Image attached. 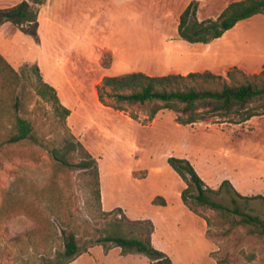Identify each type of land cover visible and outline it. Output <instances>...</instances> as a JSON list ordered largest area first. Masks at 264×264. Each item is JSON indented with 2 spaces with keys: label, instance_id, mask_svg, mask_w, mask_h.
I'll use <instances>...</instances> for the list:
<instances>
[{
  "label": "rangeland",
  "instance_id": "obj_1",
  "mask_svg": "<svg viewBox=\"0 0 264 264\" xmlns=\"http://www.w3.org/2000/svg\"><path fill=\"white\" fill-rule=\"evenodd\" d=\"M19 1L0 0V7ZM191 1L44 0L37 41L10 21L0 25V53L15 71L31 75L26 81L7 69L0 75V264H59L61 220L72 213L81 247H91L68 264H150L142 253L95 242L108 231L133 236L139 228L146 230L147 224H132L122 213L131 220L150 219L153 246L174 264H264V239L243 226L224 235L183 204L185 184L167 161L188 159L212 189L227 180L210 197L264 220V200L255 197H264V115L239 124L211 119L181 124L169 109L150 119L146 106L124 103L125 110H116L98 98L105 75L210 70L225 76L234 68L246 74L264 69V14L239 21L209 43H190L179 37L177 27ZM197 1L196 16L205 19L216 18L234 0ZM125 44L138 49L128 64L118 57ZM38 60L43 79L70 111L64 122L36 95V77L24 67ZM14 96L36 136L6 145L1 140ZM70 133L96 159L102 209L113 213L89 216L90 175L73 165L80 161L79 151H66L71 147L63 140ZM61 147L67 165L50 155V149ZM157 196L165 202L153 203Z\"/></svg>",
  "mask_w": 264,
  "mask_h": 264
},
{
  "label": "trees",
  "instance_id": "obj_2",
  "mask_svg": "<svg viewBox=\"0 0 264 264\" xmlns=\"http://www.w3.org/2000/svg\"><path fill=\"white\" fill-rule=\"evenodd\" d=\"M43 2L44 0H21L12 6L0 7V25L10 21L23 33L33 36L37 41V16ZM197 4V0H192L184 8L179 16L177 27L179 37L190 43H209L221 37L239 21L256 14H264V0H234L228 3L216 18L198 19ZM26 66L36 77V95L49 102L55 115L64 122L70 111L60 103L56 89L43 80L37 65L25 64L24 67ZM4 69L9 70L16 79L21 77L26 81L31 77L28 71L19 73L15 71L0 53V75L4 74ZM236 74L241 76L240 80L236 79ZM97 94L101 104L116 110H125L124 103L146 106L150 119L160 110L169 109L177 113V120L181 124H191L205 119H211L216 123L239 124L254 116L264 115V69L246 74L234 68L228 70L225 76L210 70L156 76L140 71L106 75L98 85ZM106 97L113 101L109 102ZM20 105L21 99L14 96L10 107L13 112L9 113L2 144H16L36 136L33 121L18 113ZM63 141H68L67 147H71L66 151H79L80 161L73 165L86 170L90 175L88 184L92 197L87 201L89 216L98 219L113 213L114 210L102 209L96 159L71 133ZM64 153L63 147L50 149V155L55 161L67 165ZM167 161L185 184L180 197L191 212L201 216L209 226L216 225L221 228L224 235L243 226L248 234L264 239V220L259 216L242 212L238 208H231L210 197V193H217L228 184L227 180H224L218 189H212L204 183L188 159L170 156ZM231 190L237 192L233 187ZM255 197L264 200L261 195ZM155 202L164 203L165 201L157 196L153 199V203ZM208 210H213L214 213L208 216L206 215ZM115 211L122 210L117 207ZM122 214L123 218L131 221L132 224L140 227L147 224L146 230L139 228L138 234L133 236L108 231L96 239L97 244L105 249L109 245L119 247L123 253H142L149 258L150 264H174L165 252L153 246L151 242L153 225L150 219L131 220L124 213ZM61 224L63 225L62 249L57 251L55 259L59 264H68L91 245L81 247L78 239L80 225L73 213L67 219L61 220Z\"/></svg>",
  "mask_w": 264,
  "mask_h": 264
},
{
  "label": "crops",
  "instance_id": "obj_3",
  "mask_svg": "<svg viewBox=\"0 0 264 264\" xmlns=\"http://www.w3.org/2000/svg\"><path fill=\"white\" fill-rule=\"evenodd\" d=\"M43 4L44 3H42L41 5H40V7H39V12H38V16H37V21H38V28H37V34H38V29H39V27H40V23H41V21H42V18H41V15L44 13L43 12V10H42V6H43ZM45 20H47V21H51V19L49 18V17H46L45 18ZM129 23H131V21L129 22ZM38 36H39V34H38ZM130 40H132L131 38H129ZM129 39H127V40H129ZM126 40V41H127ZM109 48L111 49L112 48V46H107L106 47V49L107 50H109ZM118 50V49H117ZM115 51V50H114ZM119 51V50H118ZM122 51H124V54L121 56L120 54H119V58H122V60L124 61L125 60V63L126 64H128V63H130V62H132L133 61V57L135 58L136 57V54L138 53V49L137 48H132V47H130V46H128V45H126L125 44V47L124 48H122ZM146 53L148 52V53H151V54H153L154 53V51L152 50V51H145ZM40 62H39V60L36 62V65L37 64H39ZM38 66V65H37ZM38 68H39V66H38ZM40 70V69H39ZM135 72H138V71H135ZM140 72H142V71H140ZM41 73V72H40ZM126 73H128V72H126ZM145 73V72H144ZM147 74V73H146ZM149 75H151V74H149ZM42 76V75H41ZM106 76V75H105ZM43 78V77H42ZM44 80V79H43ZM45 81V80H44ZM45 82H47V81H45ZM48 83V82H47ZM50 84V83H49ZM51 85V84H50ZM55 88V87H54ZM60 101V100H59ZM61 103V102H60ZM62 104V103H61ZM100 193H101V190H100Z\"/></svg>",
  "mask_w": 264,
  "mask_h": 264
}]
</instances>
